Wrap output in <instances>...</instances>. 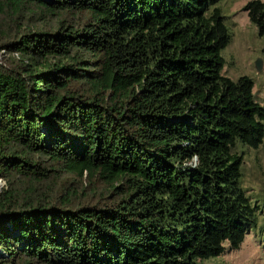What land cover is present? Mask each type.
<instances>
[{"label":"trees","instance_id":"16d2710c","mask_svg":"<svg viewBox=\"0 0 264 264\" xmlns=\"http://www.w3.org/2000/svg\"><path fill=\"white\" fill-rule=\"evenodd\" d=\"M220 0H0V264H199L259 220ZM264 34V0L246 5ZM264 53V50H263ZM197 157V164H191Z\"/></svg>","mask_w":264,"mask_h":264},{"label":"rangeland","instance_id":"374dc122","mask_svg":"<svg viewBox=\"0 0 264 264\" xmlns=\"http://www.w3.org/2000/svg\"><path fill=\"white\" fill-rule=\"evenodd\" d=\"M249 1L252 0H220L216 4L221 8L231 36L229 44L222 51L225 59L223 74L234 80L241 76L251 77L255 98L264 105V34L260 33L259 25L249 17L246 9ZM259 57L263 59L260 70L256 67ZM237 149L243 156L240 186L245 189L253 205L258 207L259 220L256 226L248 229L239 248H232L226 242L223 253L200 259L199 264H264V141L258 148L240 142ZM2 182L6 181L2 179Z\"/></svg>","mask_w":264,"mask_h":264},{"label":"water","instance_id":"95a60500","mask_svg":"<svg viewBox=\"0 0 264 264\" xmlns=\"http://www.w3.org/2000/svg\"><path fill=\"white\" fill-rule=\"evenodd\" d=\"M262 66H263V59L261 58V57H259L257 60H256V67H257V69H261L262 68ZM6 182H2V179H0V189H1V186L3 185V184H5Z\"/></svg>","mask_w":264,"mask_h":264},{"label":"built area","instance_id":"2783aa9c","mask_svg":"<svg viewBox=\"0 0 264 264\" xmlns=\"http://www.w3.org/2000/svg\"><path fill=\"white\" fill-rule=\"evenodd\" d=\"M191 164H192L193 166H195V165L197 164V157H194V158H193Z\"/></svg>","mask_w":264,"mask_h":264}]
</instances>
